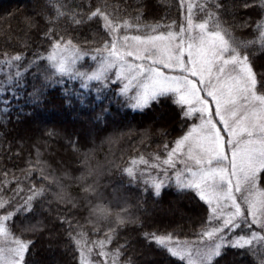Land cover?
Segmentation results:
<instances>
[{
	"label": "snow or ice",
	"instance_id": "snow-or-ice-1",
	"mask_svg": "<svg viewBox=\"0 0 264 264\" xmlns=\"http://www.w3.org/2000/svg\"><path fill=\"white\" fill-rule=\"evenodd\" d=\"M139 4L141 7L135 11L142 16L147 3L139 0ZM180 4L187 11L183 23L156 24L154 35L121 37L122 25L110 18L106 11L108 5L103 0H88L85 4L61 0L54 15L45 3L38 13L44 21L43 27L36 18L25 17L45 47H31L29 37V42L23 45L27 51L0 52L2 61L15 64L16 68L14 74L6 77L9 86H0V92L5 94L0 103L6 106L5 111H10L12 100L23 99L26 108L36 109L47 102L46 89L54 84L61 86L71 98L69 103L76 99L82 105L89 104L87 94L68 88L65 77L80 80L83 89L91 87V81L100 82L92 101L95 105L92 111L99 108L94 117L96 122L106 117L115 104L142 110L153 104L169 103L175 109L179 134L173 135L169 128L162 126L157 130L162 141L157 151L148 155L137 151L126 166L114 161L109 170L117 171L120 185L125 174L129 184H139L142 176L146 178L136 200L137 208L148 203V196L159 198L173 176L178 187L194 189V198L207 204L204 208L207 223L201 222L197 236L205 243L194 260L188 246L177 245L176 229L159 235L143 231V239L163 246L172 257L179 258L177 264L185 258L188 264H219L233 248L251 252L258 264H264V74H258L253 66L258 56L264 57V0L256 3L204 0L202 4L189 2L187 5L185 0H180ZM193 8L199 10L198 22L193 19ZM257 8L259 19L245 14ZM101 19L102 24L96 27ZM61 24L87 27L92 39L69 35L65 28L59 27ZM123 26L141 27L128 21ZM161 28L166 30L160 31ZM101 29L110 34L107 39L100 34ZM238 31L258 34L259 45L255 40L237 37ZM45 61L51 69L45 67ZM33 68L36 72L33 82L29 83L24 77ZM28 115L26 111L18 113V122L23 123ZM8 134L7 127H3L0 139ZM144 135L148 136V130ZM52 136L66 140L68 150L83 162L85 172L79 177H73L67 167L60 170L61 176L81 182L83 196L71 197L67 191L69 185L62 179L50 172L45 176L51 168L47 162L41 166L40 176L53 181L55 193H50L45 184L31 183L28 177L27 189L19 180L15 189L0 184V192L13 193L7 197L0 195V264H33L35 241L29 237L50 231L45 212L58 213L54 218L67 225L65 235L71 241L75 229L69 217L83 206L82 202L91 208L93 199L103 197L101 179L112 181L111 176L88 168L91 150H83L86 146L74 133L65 136L49 131V139ZM167 137L172 139L164 142ZM37 143L45 150L50 147L47 142ZM157 170L159 173L152 175ZM34 171L35 168L29 169V173ZM114 191H119V187ZM20 192L27 193L22 201ZM48 195L52 196L56 208L46 200ZM123 202L127 204V199ZM17 220L19 223H14ZM109 220L104 227L110 235L106 240L97 241L102 249L116 241L118 246L109 264H136L130 257L118 260L126 255L121 248L127 247L119 245L118 229L127 223H138L143 228L145 222L132 217L127 209L112 213ZM99 255L105 259L109 256L106 251ZM80 259L81 264H93L85 259L83 250Z\"/></svg>",
	"mask_w": 264,
	"mask_h": 264
},
{
	"label": "trees",
	"instance_id": "trees-1",
	"mask_svg": "<svg viewBox=\"0 0 264 264\" xmlns=\"http://www.w3.org/2000/svg\"><path fill=\"white\" fill-rule=\"evenodd\" d=\"M87 2L88 0H75V4ZM103 2L108 5L106 11L110 18L117 20L122 25L121 34L148 35L156 33L153 30L156 24L168 25L172 21H176L178 24L183 23L185 11L180 0H145L147 8L143 9L142 16H138L135 11L141 7L139 0H103ZM256 2L257 0H253V3ZM45 3L48 4L54 15L61 0H0V52L27 51L23 45L29 42L27 39L29 37L31 47H45L44 44L39 43L36 31L25 21V17H34L40 21L41 27H43L44 21L40 19L38 13ZM202 3L204 0H199V4ZM83 10L87 11L86 8ZM257 12L258 8L245 14L259 19ZM226 19L228 18L226 17ZM124 21L133 25L138 23L141 27L129 29L123 26ZM100 24H102V19L96 22L95 26L98 27ZM59 27L65 28L69 35L92 39L87 27L78 28L75 24H61ZM159 30L165 31L166 29ZM252 31L255 32V28ZM100 34L105 39L110 35H106L102 29ZM236 36L255 40L257 46L259 45L258 34L254 36L248 31H238ZM44 64L48 69L52 68L47 61ZM253 66L258 74H264V57L258 56ZM0 70V86L8 87L6 77L14 74L15 64H6L0 58ZM35 72V68L30 69L24 78L32 83ZM57 75L60 74L57 73ZM65 79L68 88L86 93L90 103L82 105L76 99H72L69 103L68 100L71 98L65 94L61 86L54 84L46 89L47 102L36 109L26 108L23 99L12 100L10 111H5L6 106L0 103V126L7 127L10 132L0 139V184L5 188L15 189L17 180H19L21 186L27 189L29 180L26 177H28L31 179V183L37 186L45 184L50 193H55L57 188L53 185V181L41 179L40 176V168L47 162L51 164V168L46 170L45 176L50 172L53 176L62 179L69 185L67 191L71 197L79 199L83 196L81 182L78 179L60 175V170L67 167L73 177H79L85 172L83 162L68 150L66 140L57 136H52L49 139V131L59 132L65 136L74 133L80 138L81 144L86 146L83 150H91L87 160L88 168L99 171L104 176H111L112 181L101 179L103 197L93 199L90 202L91 208H88L86 202H82L83 206L69 217L73 220L72 227L75 229L71 241L65 235L67 225L54 218L58 213H44L50 231H43L41 234L29 237L35 241L31 256L33 264H81V252L77 241L84 244L106 240L110 234L104 226L110 223L109 216L121 209H127L132 217H139L141 221L145 222L143 228L138 223H127L118 229L119 245H127V247L121 248V252L126 254L120 256L121 261L130 257L136 261V264H177L179 258L172 257L163 246L146 242L141 233L153 231L159 235L165 232L170 233L176 229L175 236L180 239H196L201 229V222L207 223L204 215V208L207 207L206 202L194 198V189H182L169 185L164 188L159 198L148 196V203L143 205L142 202L143 206L137 208L136 200L145 182L140 178L139 184H129L125 174L123 184L120 185L117 171L109 170L114 161L126 166V162L137 151L144 155L157 151V145L162 143L157 130L162 126L169 128L173 135H178L180 129L175 123V109L169 103L163 102L159 106L153 104L142 110L128 109L120 104H115L106 117L102 116L100 121L96 122L94 117L96 112H99V108L93 112L92 109L95 105L92 101L95 100L96 89L100 82L91 81L89 83L92 86L83 89L80 87V80H72L70 77H65ZM35 82L39 83V81ZM4 99L5 94L0 92V101ZM21 111L29 113L23 123L17 120V115ZM3 127H0V133L3 132ZM146 130H148L147 137L144 135ZM171 139L172 137H167L164 142ZM38 141L47 142L50 147L45 150L40 147ZM138 167L140 166L138 165ZM31 168H35V171L29 173ZM5 180L10 183L5 184ZM89 182H91L90 178ZM117 187H119V191H114ZM26 194V192L18 194L21 201ZM0 195L7 197L13 193L0 192ZM125 198L127 204L123 202ZM46 200L52 203L53 208H56L51 195H48ZM47 206V204L44 205L45 208ZM63 207L61 206V210ZM175 207L179 212H168ZM90 212L91 219H89ZM180 212L184 213V217ZM39 218L37 217V219ZM14 223L18 224L19 220ZM97 229L100 230L97 231ZM117 246L115 240L109 244L111 250H115ZM180 264L188 263L183 260ZM219 264H258V261L251 252L245 253L233 248L228 250Z\"/></svg>",
	"mask_w": 264,
	"mask_h": 264
},
{
	"label": "rangeland",
	"instance_id": "rangeland-1",
	"mask_svg": "<svg viewBox=\"0 0 264 264\" xmlns=\"http://www.w3.org/2000/svg\"><path fill=\"white\" fill-rule=\"evenodd\" d=\"M189 2H191L192 4H199V0H185V5H187ZM183 8L185 11L184 12V17H185V15L187 14V11H186L185 6H183ZM192 15H193V19L197 20V22H198V17L200 16L199 10L196 8H193L192 9ZM183 21H184V18H183ZM154 34H156V33H152V35H154ZM119 35L121 37H123L124 35L132 36V35H142V34H134V33L121 34V32H120ZM89 60H90V58H89ZM0 73H1V70H0ZM139 110H141V109H139ZM158 173H159V170H157L156 172H153L152 175H157ZM141 179L145 182L146 178L142 176ZM169 185L177 186L174 176L172 177L171 181L165 185V187H167ZM168 212H170V213L179 212V210L177 207H175L173 210H170ZM180 213H181L182 217H184V213L183 212H180ZM82 243L83 242L78 244V246L80 248V252H81V250H83L85 259L88 261H92L93 264H100V262H102V264H109V261L114 256V252H113L114 250L113 249L111 250L109 248V244H106L105 247L102 249L97 242L84 243V244H82ZM204 243H205L204 241H200L197 238L196 239H180L179 238V240L177 241L178 246H182V247L188 246L189 247L194 260H196L198 258V254L200 251H202V247H203ZM255 246L256 245H253V247H255ZM104 251H106L109 254L108 259H105L103 256L99 255L101 252H104ZM118 260L121 261L120 257L118 258ZM184 260L188 263V260L186 258Z\"/></svg>",
	"mask_w": 264,
	"mask_h": 264
}]
</instances>
